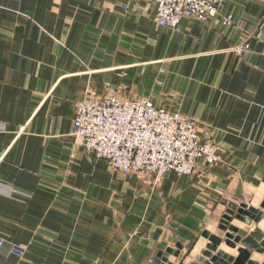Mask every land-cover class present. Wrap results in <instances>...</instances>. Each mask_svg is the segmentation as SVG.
I'll return each mask as SVG.
<instances>
[{
	"label": "crops",
	"instance_id": "obj_1",
	"mask_svg": "<svg viewBox=\"0 0 264 264\" xmlns=\"http://www.w3.org/2000/svg\"><path fill=\"white\" fill-rule=\"evenodd\" d=\"M226 12L239 28L184 18L174 31L150 0H0V264H199L204 232L225 240V210L264 187V0ZM108 87L193 119L219 162L156 191L111 171L71 136L76 104ZM262 222L231 225L245 237Z\"/></svg>",
	"mask_w": 264,
	"mask_h": 264
},
{
	"label": "built area",
	"instance_id": "obj_2",
	"mask_svg": "<svg viewBox=\"0 0 264 264\" xmlns=\"http://www.w3.org/2000/svg\"><path fill=\"white\" fill-rule=\"evenodd\" d=\"M153 22L159 28L178 31L184 18L199 22L219 19L225 28H239L241 21L226 12L227 0H150ZM255 43L261 34L254 36ZM250 50L248 44L231 48L236 54ZM87 95V94H86ZM71 136L88 154L107 163L109 169L128 180L146 182L156 191L169 173L191 176L199 162H219L218 145L200 140L193 119L156 108L146 100L121 101L116 90L107 88L103 99L83 98L75 106ZM5 242L0 240V250ZM8 252L24 258V248Z\"/></svg>",
	"mask_w": 264,
	"mask_h": 264
},
{
	"label": "water",
	"instance_id": "obj_3",
	"mask_svg": "<svg viewBox=\"0 0 264 264\" xmlns=\"http://www.w3.org/2000/svg\"><path fill=\"white\" fill-rule=\"evenodd\" d=\"M264 212V187H260L255 198L248 204H242L237 207H228L221 220L220 231L225 235V240L222 238L212 236L208 232H204L203 238L208 240L206 252L198 261L199 264H258L250 260L252 254L259 256L264 255V234L259 230L248 233L245 237L238 235V229L231 225L235 220L242 222L246 226L251 223L258 224ZM224 242L226 248L236 251V256H231L223 251L218 250ZM167 255L173 256L176 259L183 260L186 252L181 254L169 247L166 252ZM161 263L169 264L163 254L160 253Z\"/></svg>",
	"mask_w": 264,
	"mask_h": 264
},
{
	"label": "bare ground",
	"instance_id": "obj_4",
	"mask_svg": "<svg viewBox=\"0 0 264 264\" xmlns=\"http://www.w3.org/2000/svg\"><path fill=\"white\" fill-rule=\"evenodd\" d=\"M260 227L264 231V222L260 223Z\"/></svg>",
	"mask_w": 264,
	"mask_h": 264
}]
</instances>
